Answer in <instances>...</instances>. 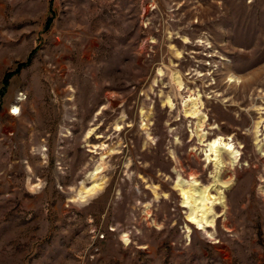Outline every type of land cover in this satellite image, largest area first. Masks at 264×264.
<instances>
[{
  "label": "rangeland",
  "instance_id": "rangeland-1",
  "mask_svg": "<svg viewBox=\"0 0 264 264\" xmlns=\"http://www.w3.org/2000/svg\"><path fill=\"white\" fill-rule=\"evenodd\" d=\"M0 264H264V0H0Z\"/></svg>",
  "mask_w": 264,
  "mask_h": 264
},
{
  "label": "bare ground",
  "instance_id": "bare-ground-1",
  "mask_svg": "<svg viewBox=\"0 0 264 264\" xmlns=\"http://www.w3.org/2000/svg\"><path fill=\"white\" fill-rule=\"evenodd\" d=\"M178 85H179V83H178ZM17 113H18V111L14 112L13 115H16ZM198 113H199L198 111L194 112V110H193L191 114H193V115L196 116ZM88 136H89V132L87 133L86 138ZM220 144L221 143H220L219 140H215V141H213V143H211L208 146L209 152H211L212 154H214V157H216V155H217V152H218V149H219V145ZM224 147H225V149L227 151L228 157L230 156V160L231 161L237 160L239 153L237 151H235V148L232 145H230V144H225Z\"/></svg>",
  "mask_w": 264,
  "mask_h": 264
}]
</instances>
